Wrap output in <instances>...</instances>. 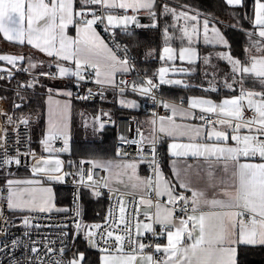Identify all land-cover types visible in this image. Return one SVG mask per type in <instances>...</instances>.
Instances as JSON below:
<instances>
[{
  "label": "snow or ice",
  "instance_id": "1",
  "mask_svg": "<svg viewBox=\"0 0 264 264\" xmlns=\"http://www.w3.org/2000/svg\"><path fill=\"white\" fill-rule=\"evenodd\" d=\"M156 0H0V33L9 42L27 44L40 52L46 53L48 57H55L56 67L59 76L74 75L79 80H84L83 72L87 68H91L95 74V83L98 85H109L120 87L126 84V81H120V85L116 84V74L127 73L134 68L127 56L120 58L109 46L101 39L95 31L94 25L107 22V27H119L127 25L130 22H136V16H117L113 15L112 10L122 9L125 12L131 9L133 12L140 9H148L149 14L155 18V13L151 11ZM227 5L233 7H243V0H225ZM97 6V7H93ZM103 11V14L98 12ZM171 13L177 20L180 18L186 21L194 22L191 32L187 27L181 29V39H187L189 46L179 50L178 58L181 61L187 60L190 64L195 63L199 59V55L194 47L193 35L198 33L196 25L199 24L198 16L189 15L187 12L177 13L176 9L170 8L167 4L163 5V13ZM91 17V18H89ZM26 22V26H25ZM253 26L258 29L259 39H252V47L246 49L249 53L247 62H243L232 56L231 52L217 53L218 57L226 60L232 69L231 83L225 79V86L232 89L234 85H240V95L231 98H225L219 103L211 99L194 97L189 101L187 109L178 108L174 104L164 103L165 108L171 110L170 116H159L152 119L150 124L151 138H145L140 133L141 140L148 139L151 149L152 158L150 163L153 165V177L141 180L135 175L136 164L127 163L122 167L132 170L130 180L135 177L137 183H133L132 187L136 188L140 184L145 186L146 190L154 191L157 196L167 195L169 204L173 205L172 209L165 208L161 211L159 203L155 205L157 212L155 217H149L150 222H141L136 220L135 212L132 221L126 218V202L123 197L118 199L117 209L119 215L115 218L112 225L108 224L113 219L114 213L110 209L108 216L105 217L104 225L101 224H84L81 217V211L77 205L72 209L74 217L72 222L75 225L77 234L84 232L89 244L93 247L98 246L97 237L103 240L105 247L99 250L101 256V264H135L137 260V251L142 252L146 245L139 242V237L144 232H152L156 235L154 224L161 225L167 236V244L155 246L156 252L165 254V257L159 261H154L152 256H141V260H147L149 264H242L240 259L243 250L262 247L264 248V0H255V8L253 15ZM69 25L76 27V36L67 35ZM152 27H156L154 23ZM204 40L205 43H211L208 38L209 21H203ZM215 36V43L230 47L227 39L220 33L219 29L212 28ZM256 33H250V39ZM165 41L170 38L168 30H164ZM252 48H255L259 55L252 54ZM165 55L161 59L173 60L175 57L174 49L165 47L163 49ZM22 55H0V60L7 61L9 64L15 65L17 61L24 60ZM72 60L75 62V71L70 70L61 65V61ZM204 63H210L209 57L204 58ZM29 68H37V64L29 63ZM27 71L28 69H24ZM159 78L161 83L181 84L180 80H165V74L168 68H160ZM184 71V69H180ZM40 76H48L55 78L54 73L40 72ZM3 77H0L2 79ZM245 79L259 81L261 91L257 92L244 87ZM39 83L35 79L28 83L27 87H33ZM25 85H21L24 87ZM158 85L153 83L152 79H146L140 84L132 82V90H139L141 94L147 95L153 88ZM215 91V89H212ZM49 92V109H48V129L45 138L41 141L43 145H48L51 141L62 137L64 146L55 149L56 152L69 151V107L68 103L63 106L59 101L53 108L52 93ZM91 91V90H89ZM123 92V87H120ZM63 95L72 96L71 91L62 93ZM78 99H88L85 97H77ZM121 105L135 107L134 101H120ZM20 107V105H16ZM193 109H200L201 115L198 117L202 121L199 125L177 123L174 119L177 115L182 118L192 116L197 118ZM250 110L252 115L245 116V110ZM213 114L216 120H211L207 115ZM104 115H108L104 113ZM97 119H99L97 117ZM11 122V117H8ZM159 122V123H158ZM20 124L27 125L28 118H21ZM158 123V127H157ZM217 125L220 126L217 129ZM104 127L103 124L100 125ZM211 129V131H209ZM231 130V131H229ZM241 130H247L246 134H241ZM159 134H164L175 139L187 138L190 141H197L201 137L205 140H213V143H176L170 144V155L173 157H192L202 158L205 161L207 172V187L216 188V176L214 175L217 166L221 165L223 171L227 173L231 169V183L226 188H221L222 199H207L206 191L199 188L191 187V180L182 181L180 187L191 191V196L183 193H176L171 181L164 178L160 169L156 156V140ZM123 140V138H121ZM233 141L234 144L229 145L227 141ZM125 143L135 144L137 141L130 140ZM46 151L49 149L46 147ZM142 150V149H141ZM119 154V152H118ZM34 155V154H33ZM17 157L8 156L4 153V159L0 161V167L15 163L20 164ZM54 163L55 167H49ZM85 163V161H81ZM93 163V170L96 168H108L111 162L101 164ZM41 165H44L43 167ZM176 161L173 160L175 168ZM63 161L59 158L44 159L43 157L36 161L33 167L34 173H42L47 180L62 181L64 175L62 173ZM201 165H188L185 169L187 173L189 169H194L195 175H200ZM79 183L93 190L92 194L99 197L101 192L98 190L99 181L94 179V172H89L86 180L84 172L80 169L78 173ZM176 176L180 178V171L176 170ZM39 181L27 180L16 181L8 180L7 207L9 209H20L28 211H38L41 213L63 212L67 213V208H57L53 203L51 188L32 187L38 185ZM219 184H228L226 180H219ZM27 185L28 187H20ZM104 187H108L105 180ZM229 188L231 190H229ZM78 195L74 194L73 203L76 204ZM141 205L152 206L150 199L146 200L143 196L140 198ZM179 205V211L184 216L175 218L174 209ZM207 206L214 209L210 212H203L200 209ZM189 212L191 214H189ZM199 214L197 215V213ZM22 224L25 227L34 226L30 224V219L24 217ZM123 225L124 234L117 231ZM58 227L60 225H57ZM68 223H64L62 227H68ZM133 228L135 232H133ZM103 229V230H101ZM143 229L144 231H141ZM198 233V234H197ZM164 233L162 232L161 235ZM25 235H28L26 232ZM62 236H67V232H62ZM191 241V243H186ZM20 243L19 239L12 241L13 246ZM35 245V242H32ZM127 243L131 248L130 252L124 251V245ZM7 247V245H5ZM30 251L35 255L36 264H65L63 259L52 258L55 249L49 245H45L44 257L40 255V249L32 246ZM61 257L64 249L59 250ZM45 257L49 259L46 261ZM29 264H32V258H29ZM66 264H86V257L83 252H77L71 260Z\"/></svg>",
  "mask_w": 264,
  "mask_h": 264
},
{
  "label": "trees",
  "instance_id": "2",
  "mask_svg": "<svg viewBox=\"0 0 264 264\" xmlns=\"http://www.w3.org/2000/svg\"><path fill=\"white\" fill-rule=\"evenodd\" d=\"M79 0H77V4ZM167 4L170 8L176 9L177 13L187 12L189 15L198 16L199 24L207 19L209 24L218 26L229 42V48L233 57L247 62L249 53L246 49L252 47V39L249 34L255 32L253 26V15L255 8V0H243V7H233L227 5L225 0H156L153 7L155 18L147 15V22L135 25L128 30L124 28H115L121 38L128 45L133 56L134 62L138 70L148 79H157L159 69L170 61L161 59L162 51L165 45H173L181 47L189 45L187 39H181V29L187 27L191 32L194 22L186 21L183 18L175 19L171 13L165 15L163 13V5ZM97 7V6H93ZM156 27H152L153 24ZM167 28L169 39L165 41L164 30ZM192 45L198 46L201 53H205L211 45L203 44L193 37ZM256 49L252 48V52ZM216 60V59H215ZM217 61V60H216ZM215 62V61H214ZM213 62V63H214ZM204 61L199 60L191 65L193 72L190 74V84L186 86L162 85V94L168 99L187 101L191 95H203L213 99H221L224 96L240 93V85L236 84L232 89L225 86V79L231 81L232 69L231 65L226 62L208 63L203 67ZM1 65V61H0ZM11 66H20L22 64H8ZM220 75V76H219ZM227 75V76H226ZM0 79V95L7 101V108L13 112L17 118H28L32 128V146L33 139H39L44 133L45 127V99L48 95V85L52 82L50 78L41 76L38 78L39 83L33 87L26 85L34 80L33 77L18 72L13 75H3ZM21 85H25L21 87ZM214 86L215 91L212 90ZM205 87V88H204ZM244 87L254 91H261L259 81L245 79ZM105 98L100 100L78 99L73 100L74 106L83 108L87 113L96 114L98 111L104 115L117 118L119 116H130L138 127L143 128L151 121V114L146 112L147 98L141 94L130 91L121 92L119 89L111 90L105 94ZM132 95L137 97V107H127L121 105L119 101L126 96ZM22 102L20 107L16 105ZM77 126L75 121L72 126V134L70 148L67 152H62L67 167L79 159H89L92 162H105L109 159H117L115 145L117 142L115 127L112 124L93 127V135L85 137L74 134V127ZM78 126H84L79 124ZM35 148V147H34ZM161 165L167 168L168 154L164 141L159 147ZM120 158V157H119ZM128 159V158H126ZM141 167V173H147L145 169L146 162L137 160ZM27 168H13L10 170H0V181H8L16 175H23ZM55 202L67 204L70 200V190L66 187H55ZM91 189H84L83 195V214L82 221L87 224L96 219H103L107 209V196L101 194L99 197L92 194ZM73 234V247L70 250L77 253L80 250L85 252L86 264H100L101 252L95 248L88 247V240L81 231L77 234L76 230ZM242 264H264V248L256 247L243 250L240 257Z\"/></svg>",
  "mask_w": 264,
  "mask_h": 264
},
{
  "label": "built area",
  "instance_id": "3",
  "mask_svg": "<svg viewBox=\"0 0 264 264\" xmlns=\"http://www.w3.org/2000/svg\"><path fill=\"white\" fill-rule=\"evenodd\" d=\"M144 10L137 11V14L143 15ZM98 14H103V11L98 12ZM91 18V17H89ZM101 32L104 34L105 38L112 46L116 54L121 58L127 56L131 65H134V68L127 73H121L117 80L116 84L120 85V81H126L127 83L121 85L125 91H130L133 93L141 94L139 90H132V82L135 81L137 84H140L142 81L148 79L144 76L137 68L133 56L129 50L128 45L118 34L117 30L113 27H107V22L96 24ZM128 30V28H124ZM24 69H28L25 71ZM18 72H22L31 77H40L39 73L33 72L27 66H11L8 64L0 65V76L3 75H13ZM50 78L48 76H45ZM56 78V76H55ZM54 79V78H50ZM64 81L68 82L70 85V91L72 92L71 98L74 100L77 97H88V100H99L103 95V86L98 85L95 81H86L79 80L74 77L61 78ZM158 85V87L153 88L151 92L147 95H143L147 98L146 103V112L158 118L159 116H170L171 110L163 106L164 103H168V98L162 94V85L157 82H153ZM120 87L114 86V90L119 89ZM91 90V91H89ZM17 105H22V102H19ZM207 115L209 119L216 120L217 117L213 114H204ZM252 112L250 110H245V116L250 117ZM8 117H11V122L8 121ZM23 118V117H22ZM21 118H17L13 112L9 111L7 108V101L3 96L0 95V161L4 159V153H7L8 156L17 157L20 159V164L15 163L0 167V170H10L13 168H30L33 166L34 161L38 157H42L39 152L32 146V128L30 123L27 125L20 124ZM100 121L108 124H112L115 127V134L117 142L115 145L116 155L120 158H130L136 160H142L146 162L145 169L149 177H153V165L150 163L152 158L151 149L148 143V140H141L140 133L144 132L143 129L138 127L136 121L130 116H119L113 118L111 116H100ZM123 138V140L121 139ZM135 140L137 143H125V141ZM162 144L161 134L158 135L156 140V156L161 166V159L159 154V147ZM53 146L56 149L62 148L64 146L63 139L57 138L53 141ZM142 149V150H141ZM119 152V154H118ZM34 154V155H33ZM85 161V163H81ZM67 175H64L62 181L51 180L49 184L55 187H66L70 190V200L67 204H60L59 208H67L69 211L67 213L55 212L52 213H41L38 211H26L19 210L14 211L7 207V200L5 198L8 193L7 181H0V264H29V258H32V264H36L35 255L30 251L32 246H35L40 249L41 257H44L45 245H49L55 249L52 258L63 259L65 264L70 260V250L73 247V234L75 230V225L72 222L74 217V212L72 209L77 205L81 211V217L83 214V195L82 192L84 189H91L85 185L79 183V171L80 169L84 172V177H86L89 172H94V179L99 181L98 190L101 194H106L107 196V209L105 217L108 216L109 210L112 209L114 213L113 219L108 221L109 225L114 223L115 218L118 217L119 213L116 211L118 199L123 197V200L126 202V218L129 221L132 220L133 213L135 212L136 220H139V217L142 212V205L140 204L141 196L144 199H150L152 201L151 211L152 216L155 217L157 203L166 204L171 209L173 205L167 203V200L161 196H157L154 191L147 190L145 192L132 190L124 187H104V182L107 180V171L105 168H96L93 170V163L89 159H79L73 163L70 167H67L65 163ZM92 190V189H91ZM93 191V190H92ZM74 194L78 195V200L76 204L73 203ZM175 216H182L184 213L179 211V205L175 206L174 209ZM24 217L30 219V224L34 226L25 227L22 224ZM105 217L103 219L92 220L88 225L92 224H101L104 225ZM64 223H68V227H62ZM57 225H60L59 227ZM156 235H153L152 232H146L144 235L140 236L139 242H142L146 245V251L150 252L154 261H159L164 258L163 252H156L155 246L159 244L162 240L163 235L161 233L165 229L159 225H153ZM103 230V229H101ZM120 234H124L123 225H120V228L117 230ZM28 235H25V233ZM62 232H67V236H62ZM133 232L135 229L133 228ZM14 239H19L20 243L16 246H13L12 241ZM35 242L33 245L32 242ZM98 246L94 247L99 250L101 247H105L103 240H99L97 237ZM7 245V247H5ZM63 248L64 253L61 257L59 250ZM100 251V250H99ZM124 251L130 252L131 248L127 243L124 245ZM101 252V251H100ZM49 258L45 257L47 261Z\"/></svg>",
  "mask_w": 264,
  "mask_h": 264
},
{
  "label": "crops",
  "instance_id": "4",
  "mask_svg": "<svg viewBox=\"0 0 264 264\" xmlns=\"http://www.w3.org/2000/svg\"><path fill=\"white\" fill-rule=\"evenodd\" d=\"M140 10L145 11V13L143 15H149L150 10H148V9H140ZM151 11L153 12V8L151 9ZM112 13H113V15H117V16L135 15L137 18L136 22H130L127 25V28H130V27L135 26L137 24L138 25L144 24V23H141L140 20L138 19L139 14H137V11L133 12L131 9H129L125 12L122 9H116V10H112ZM148 19H150V18H148ZM25 26H26V22H25ZM93 27H94L95 31L99 34L101 39L109 46V48H111L114 51L112 46L109 44V42L105 38L104 34L101 32L100 28L97 25H94ZM213 27H215L216 29H219L220 33L226 38V36L223 34V32L221 31V29L218 26L209 24L208 38L212 42L211 43H205L203 22H202L200 24V26L198 27V33L193 35V37L195 38V40H197L203 44H206V45H211L213 47L208 48L206 50V52L202 54L200 51V48L198 46L191 45L192 47H194L196 49V51L199 55V59L196 60L195 63H197L199 60L204 61L205 57H209L210 64H212L211 65L212 67H213V64L215 62H224V63L227 62L226 60L219 58L217 53L228 52V51H230V48L215 43V36L211 31ZM113 28H125V27L119 26V27H113ZM66 31H67L68 36H71V37L76 36L77 30H76L75 26L69 25V27ZM255 33H256V31H255ZM255 36H257V33ZM228 45H229V42H228ZM188 46L189 45H183L181 47H175L173 45H165L164 46V48L165 47H171L172 49L175 50V52L173 53L175 58L173 60H171L168 64L162 65V67L169 69V71L165 74V80H173V81L174 80H180V81H182V83L181 84L161 83L160 78H159V73H158L157 79L153 80V82H157V83H160L162 85L167 84V85H175V86H186V85L190 84V74L193 72L191 65L194 63L190 64L187 60L181 61L178 58L179 50L181 48L188 47ZM252 54L259 55V52L257 50H255L254 52H252ZM0 55H22L25 57V59L22 61H17L16 64H22V66L29 67L30 62L35 63V64H37V68H30L33 72L39 73V74H40V72H49V73L55 74L56 78L51 79L52 82L48 85V89H53V91L51 93V97H52L51 106L53 108L57 107V105L55 104L56 101H59L61 106H63L65 103H68L70 105V107H69V143H68V148H70L72 126H73V122L75 121L76 109L78 110L79 116L84 117L85 119L91 121L90 123H88L87 125H84V126H100L101 124L108 125V123H104V122L100 121V116H108V115H103V114H101L100 111H98V113H96V114H88L83 108H81V107L76 108L74 106L73 99L71 97L62 94L64 92L70 91V85L68 84V82L64 81L61 78L74 77V78L78 79V77L71 75V74L66 75L64 77H60L58 68L56 67L55 57H48L46 55V53L40 52L39 50L33 48L30 45H27L26 43L21 45L19 43H15V42H9L3 37L2 33H0ZM162 55H165L163 51H162ZM0 61H1V64H9L7 61H2V60H0ZM60 63L63 67L68 68L70 70V73L75 71V62L74 61H72V60L61 61ZM180 69H184V71H180ZM120 74L121 73H119V72L116 74V80ZM83 75L85 76L84 80L95 81V74L91 68H87L86 71L83 72ZM40 77H34V78L38 79ZM103 88H104V90H103L102 98H105V96H106L105 94L107 92L109 93V91L114 90V86H109V85H103ZM211 88L213 89L215 87L212 86ZM249 90H251V89H249ZM237 95H240V93L234 94V95H229V96H224L223 98H221L219 100L213 99L211 97L203 96V95H191L188 98V100L185 102H183L181 100L169 99L168 104H174V105L178 106V108L187 109L189 107V101L194 97L211 99L214 102L219 103L222 100H224L225 98H231V97L237 96ZM125 98L130 99L131 101H134V102L138 101L137 97H134L132 95H128ZM45 105H46L45 106L46 111H45L44 133L39 137L38 140L33 139V145H34L35 149L37 150V152H39L41 155H43L42 157L44 159H52L54 161V159L59 158L61 161H63V167H62V173L61 174H64L66 172V167H65L66 161H65L63 155H61L62 152H52L51 151L53 149H56L53 146L54 140L51 141L48 145H43L41 143V141L45 138V135H46L47 129H48L49 92H48V95L46 96V99H45ZM138 105L139 104L137 103V105L135 107H137ZM192 112L195 113V116L197 118H193L192 116H189L187 118H182L180 115H177L174 119L176 120L177 123L191 124V125L201 124L202 121L200 119H198V117L202 114L201 110L200 109H193ZM171 115H172V113H171ZM97 117L99 119H97ZM152 119H155L153 115H151V120ZM158 123H157V127H158ZM219 128H220V126L217 125V129H219ZM209 131H211V129H209ZM229 131H231V130H229ZM246 131L247 130H241V134L242 135L246 134ZM144 137L150 139L151 138V132L148 135L144 134ZM161 137H162V142L164 141L165 146H166V151L168 154V160L166 163L167 168H165L163 165H161L160 169L163 173L164 178L171 181V185L174 187V191L176 193H183L184 195L190 197L191 191L185 190V189L181 188L179 185L182 181L186 182L188 180H191V187L199 188L201 190H205L207 199H213V198L222 199V198H224L222 196V193L220 190H221V188L228 187V185L231 183V180H230L231 169L227 173H225L223 171L222 162H221V165L217 166L215 173H214V175L216 176L217 187L216 188H209V187H207V178H206L207 168H206L205 161L202 158L192 157L191 155H189L187 157H173L170 155V147L169 146L173 142H176V143H190V142L213 143L214 139L213 140H205L203 137H201L197 141H190L187 138H178V139L174 140L173 138L168 137L164 134H161ZM59 138L63 139L62 137H59ZM148 139H145V140H148ZM227 143L229 145L234 144V142L231 140L227 141ZM46 147L49 149L48 151L45 150ZM42 157H38L34 161V164L37 160L41 159ZM173 160L176 161L175 168L173 167ZM101 164H103V163H101ZM188 165H193L194 168L196 165H201L202 167L200 169V175L199 176L195 175L194 169H189L188 172L186 173L185 169L187 168ZM27 169L29 170V172L25 171L23 175L22 174L16 175L15 177H12V180H16V181H27V180L39 181L40 183L38 185H32V187L51 188L52 196H53V203H54V201H55V190L54 189L55 188H53V186L51 184H49V182L51 180H47V178L42 173H34L33 172V166L30 168H27ZM105 170L107 171L106 168H105ZM176 170L180 171V178L179 179L176 176ZM221 179L228 181V184H219L218 182ZM9 180H11V179H9ZM20 187L23 188V187H28V186L27 185H20ZM128 189H130V188H128ZM229 190H231V189L229 188ZM137 191L145 192L147 190L144 188L143 190H137ZM7 194H6L5 198L7 197ZM161 197L165 198L168 202V196L166 194L161 195ZM56 205H57V208L60 207V205H58L57 203H56ZM160 206H161L162 212L165 208L171 209L166 204H160ZM12 210L19 211L20 209H12ZM213 210L214 209H211L207 206H204L200 209V211H203V212H210ZM21 211H23V210H21ZM26 211H28V210H26ZM156 212H157V209H156ZM189 214H191V213L189 212ZM198 214H199V212L197 213V215ZM184 215H182V216H184ZM151 216H152L151 207H149L148 205H142V212H141V215L139 217V221L145 222V223L150 222L149 217H151ZM174 216H175V214H174ZM178 217H180V216H175V218H178ZM141 231H144V230L141 229ZM145 233L146 232H144V234ZM163 233L164 234H163L162 240L159 243V245H161V246L167 244L166 231H163ZM186 243H191V241L186 240ZM135 254L137 255V260L135 261V264H149V262L147 260H141L140 259L141 256H149V255L152 256L150 252L146 251V248L142 252L137 251ZM102 255H103V253H101V255H100V264H101V256ZM164 257H165V254H164Z\"/></svg>",
  "mask_w": 264,
  "mask_h": 264
},
{
  "label": "rangeland",
  "instance_id": "5",
  "mask_svg": "<svg viewBox=\"0 0 264 264\" xmlns=\"http://www.w3.org/2000/svg\"><path fill=\"white\" fill-rule=\"evenodd\" d=\"M113 14V13H111ZM257 36H255L257 39H259L258 37V29H255ZM206 64L203 63V67ZM126 102L131 101L130 99H122ZM120 102V101H119ZM138 101H135V105H137ZM126 106V104H125ZM128 107V106H127ZM91 114V113H88ZM90 120L85 119L84 117L79 116L78 114V110L76 109V116H75V124H77V126L74 127V134L77 136V134L79 133L80 135H86L85 137H91L93 135V127L94 126H78L79 124H83V125H87L88 123H90ZM100 127V126H99ZM143 132L144 134H150L152 126L151 124H148L147 126H143ZM52 152H56L55 149L51 150ZM108 162H111L110 166L107 169V182H108V187H124V188H130L132 190H143L145 188V186L143 184H140L138 187L133 188L132 184L133 183H137L135 177H133L132 180L129 179L130 176H132V170L131 169H127L125 170L122 166L124 164L127 163H135L136 164V170H135V175L138 176L141 180H144L146 178L149 177L148 173H141V167L139 162L136 159H126V158H117V159H109L106 160L105 162H101L103 164H107ZM36 164V162H35ZM35 164H33V167L35 166ZM42 167L44 165H41ZM49 167H55V164L52 163L49 165ZM12 180V178H11ZM59 182V181H58ZM55 206L57 207L55 201H54ZM78 252H83L85 254V252L83 250H80ZM74 254L70 255V260L73 258Z\"/></svg>",
  "mask_w": 264,
  "mask_h": 264
},
{
  "label": "water",
  "instance_id": "6",
  "mask_svg": "<svg viewBox=\"0 0 264 264\" xmlns=\"http://www.w3.org/2000/svg\"><path fill=\"white\" fill-rule=\"evenodd\" d=\"M138 19L140 20L141 23H145V22H147L148 17H147V15H139L138 16ZM88 247L90 249H93L94 248L91 244H89V242H88Z\"/></svg>",
  "mask_w": 264,
  "mask_h": 264
}]
</instances>
